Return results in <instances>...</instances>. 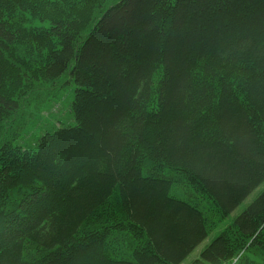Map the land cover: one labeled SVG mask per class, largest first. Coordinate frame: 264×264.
I'll list each match as a JSON object with an SVG mask.
<instances>
[{
    "label": "trees",
    "instance_id": "obj_1",
    "mask_svg": "<svg viewBox=\"0 0 264 264\" xmlns=\"http://www.w3.org/2000/svg\"><path fill=\"white\" fill-rule=\"evenodd\" d=\"M263 183L264 0H0V264H264Z\"/></svg>",
    "mask_w": 264,
    "mask_h": 264
},
{
    "label": "rangeland",
    "instance_id": "obj_2",
    "mask_svg": "<svg viewBox=\"0 0 264 264\" xmlns=\"http://www.w3.org/2000/svg\"><path fill=\"white\" fill-rule=\"evenodd\" d=\"M58 105H56L55 107H57ZM264 185V183H263ZM252 198V197H251ZM248 202V201H247ZM13 211V210H12ZM14 214L12 216H16L18 215L15 211H13ZM237 212H235L234 214L230 215L227 217L225 222H222L221 224H219L212 232L211 234H208L206 236V238L204 239V241L202 242V244H200L196 249H194V251L187 257L186 260H184L185 262H189L190 260H193V258L195 259V257L197 258L200 254V252L205 248V246L211 241V239L214 237V235L219 232L220 230H222L224 228V226L226 225V222H229L236 214ZM2 224L6 225L4 228H2V230L0 231V237L2 238L4 235H7L8 233V229L10 227V229H14V225L11 224L13 221H11V223L8 222L7 218L2 219L1 220ZM18 228V227H17ZM185 264V263H182Z\"/></svg>",
    "mask_w": 264,
    "mask_h": 264
}]
</instances>
